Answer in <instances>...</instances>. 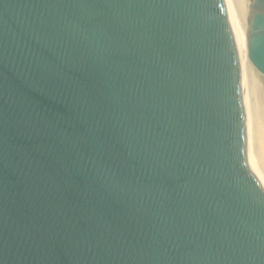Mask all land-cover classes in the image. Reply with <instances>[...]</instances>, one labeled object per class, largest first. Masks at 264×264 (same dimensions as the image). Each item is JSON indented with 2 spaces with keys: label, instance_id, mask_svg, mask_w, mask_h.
Instances as JSON below:
<instances>
[{
  "label": "water",
  "instance_id": "95a60500",
  "mask_svg": "<svg viewBox=\"0 0 264 264\" xmlns=\"http://www.w3.org/2000/svg\"><path fill=\"white\" fill-rule=\"evenodd\" d=\"M244 94L227 0H0V264H264Z\"/></svg>",
  "mask_w": 264,
  "mask_h": 264
},
{
  "label": "rangeland",
  "instance_id": "374dc122",
  "mask_svg": "<svg viewBox=\"0 0 264 264\" xmlns=\"http://www.w3.org/2000/svg\"><path fill=\"white\" fill-rule=\"evenodd\" d=\"M233 1L238 4L240 2L243 5L246 3V0ZM249 71L246 87L251 115V131L252 136H254L253 147L255 146L254 152L258 159L257 164L262 170V174H264V156L262 155L264 154V77L252 69H248V73Z\"/></svg>",
  "mask_w": 264,
  "mask_h": 264
},
{
  "label": "bare ground",
  "instance_id": "6f19581e",
  "mask_svg": "<svg viewBox=\"0 0 264 264\" xmlns=\"http://www.w3.org/2000/svg\"><path fill=\"white\" fill-rule=\"evenodd\" d=\"M227 6H228V11H229L231 23L233 25L234 32H235V35L237 38L239 51L241 54L243 73H244V86H245L244 99H245V106H246L247 120H248L249 161H250L252 168L254 169V171L257 173L258 177L261 179L262 183L264 184V174H262V170H260V168L257 164L258 159H257L255 152H254L255 146L253 147L254 136H252V131H251V115H250V108H249V103H248V98H247L248 95H247V87H246L247 86L246 79L248 78V74H250V71L248 73V69H252L248 60H247L246 50H245V48H246V26H247V6H248V3L246 2L243 5L240 2L238 4V3H234L233 0H227ZM262 155L264 156V154H262Z\"/></svg>",
  "mask_w": 264,
  "mask_h": 264
}]
</instances>
